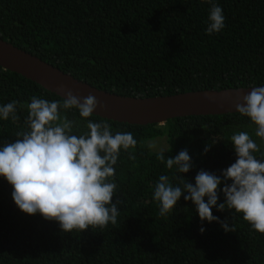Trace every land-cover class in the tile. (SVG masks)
I'll use <instances>...</instances> for the list:
<instances>
[{
	"label": "trees",
	"instance_id": "1",
	"mask_svg": "<svg viewBox=\"0 0 264 264\" xmlns=\"http://www.w3.org/2000/svg\"><path fill=\"white\" fill-rule=\"evenodd\" d=\"M0 39L119 95L264 85V0H0ZM0 264H264V110L130 124L0 67Z\"/></svg>",
	"mask_w": 264,
	"mask_h": 264
},
{
	"label": "water",
	"instance_id": "2",
	"mask_svg": "<svg viewBox=\"0 0 264 264\" xmlns=\"http://www.w3.org/2000/svg\"><path fill=\"white\" fill-rule=\"evenodd\" d=\"M0 67L102 118L130 124H162L188 115L264 110V85L201 89L136 97L96 88L0 39Z\"/></svg>",
	"mask_w": 264,
	"mask_h": 264
},
{
	"label": "rangeland",
	"instance_id": "3",
	"mask_svg": "<svg viewBox=\"0 0 264 264\" xmlns=\"http://www.w3.org/2000/svg\"><path fill=\"white\" fill-rule=\"evenodd\" d=\"M148 145L151 151H161L166 148V143L164 137H157L148 140Z\"/></svg>",
	"mask_w": 264,
	"mask_h": 264
}]
</instances>
